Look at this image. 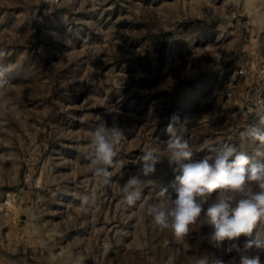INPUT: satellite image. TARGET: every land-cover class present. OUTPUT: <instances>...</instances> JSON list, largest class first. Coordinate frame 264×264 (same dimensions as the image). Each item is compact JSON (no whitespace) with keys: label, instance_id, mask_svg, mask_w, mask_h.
<instances>
[{"label":"rangeland","instance_id":"rangeland-1","mask_svg":"<svg viewBox=\"0 0 264 264\" xmlns=\"http://www.w3.org/2000/svg\"><path fill=\"white\" fill-rule=\"evenodd\" d=\"M251 3L0 0V63L11 65L0 112V264H192L200 255L239 264L258 252L264 221L239 251L207 245L213 229L199 223L182 242L154 225L146 208L165 199L160 190L176 198L167 159L134 207L121 191L137 172L131 162L170 139L173 115L187 122L175 134L194 159L225 143L241 150L264 99V0ZM99 117L124 131L118 159L127 165L84 212L77 194L94 187L86 156Z\"/></svg>","mask_w":264,"mask_h":264},{"label":"clouds","instance_id":"clouds-1","mask_svg":"<svg viewBox=\"0 0 264 264\" xmlns=\"http://www.w3.org/2000/svg\"><path fill=\"white\" fill-rule=\"evenodd\" d=\"M7 55V50L0 48V61ZM10 70L11 65L0 63V112L9 108L5 97V75ZM251 116H255L258 123L249 124L240 133V151L235 144L225 143L222 147L208 149L200 159H194L189 143L175 134L177 125L186 126L187 122H181L175 115L170 117L166 129L170 139L166 142L156 139L152 147L131 162L138 167L136 174L130 175L121 185L126 205L134 207L141 200L144 190L155 183L152 177L157 165L167 159L175 174L176 198L172 199L166 188L160 190L159 195L165 199L146 208L154 225L162 231H170L177 241L182 242L199 223L213 229L203 235L207 245L215 248L227 241L231 245L229 251H239L240 238L251 236L257 224L264 221V99L257 98ZM100 120L88 133L90 143L86 159L94 187L77 194L79 210L84 212L96 206L97 189L116 183L113 177L117 170L127 165L123 159H118L120 147L126 139L124 131L118 124L109 127ZM249 142L255 149L254 155L259 157L255 163L247 153ZM252 246L250 242L246 247ZM255 247L258 252L252 256L241 255L239 264H264V242H257ZM192 264L213 262L207 255H200L193 257ZM215 264L224 262L215 260ZM230 264H235V260Z\"/></svg>","mask_w":264,"mask_h":264},{"label":"bare ground","instance_id":"bare-ground-1","mask_svg":"<svg viewBox=\"0 0 264 264\" xmlns=\"http://www.w3.org/2000/svg\"><path fill=\"white\" fill-rule=\"evenodd\" d=\"M247 2L249 3V5H251L252 3V0H247ZM247 9H250V8H247Z\"/></svg>","mask_w":264,"mask_h":264}]
</instances>
